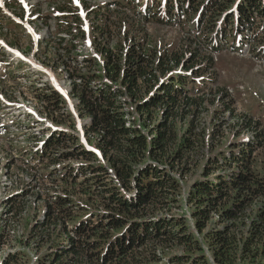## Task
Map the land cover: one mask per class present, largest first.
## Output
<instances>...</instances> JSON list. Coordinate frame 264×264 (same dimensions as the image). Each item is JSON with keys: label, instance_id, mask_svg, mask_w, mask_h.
Instances as JSON below:
<instances>
[{"label": "trees", "instance_id": "trees-1", "mask_svg": "<svg viewBox=\"0 0 264 264\" xmlns=\"http://www.w3.org/2000/svg\"><path fill=\"white\" fill-rule=\"evenodd\" d=\"M173 1L168 0L164 9L170 21L179 14L173 10L192 8L191 13H198L201 7L198 5L205 3L198 27L204 21L210 23L212 26L207 25L204 33L207 36L224 12L237 3V0H175L179 5L176 7ZM236 8L238 30L245 33L252 47L258 45L260 37L263 45L264 0H239ZM95 12L100 14L102 9ZM156 17L155 14L152 19L144 18L154 21ZM229 18L234 21L233 15ZM156 21L164 22L161 17ZM74 47L72 43L70 49ZM97 50L104 62L97 66L90 57L93 64L90 72H84L86 68L76 70L77 80L73 83V94L80 100V115L90 117L84 126L89 144L76 141L67 130H58L45 139L46 151L36 154L38 160L57 154L52 158L55 162L62 157L55 148L63 145L71 150L62 154L78 161L63 176L56 172L61 179H67L64 185L73 189H68L65 195H56L55 204L43 200L47 210L41 226L45 230L52 223L60 228L66 224L64 221L75 220L73 207L80 210L75 230L64 228L59 240L68 243L55 248L57 251L50 254L51 263L150 264L161 263L167 257L168 264H213L195 232L204 233L216 214L227 222L224 228L213 227L207 233L216 264H236L238 259L247 260L260 254V247H264V117L243 114L238 123L252 133L250 137L240 140L230 154L224 150L212 152L216 154L203 164L200 178L194 180L188 199L185 198L193 206L191 221L172 211L180 203L181 189V176L174 172L178 170L185 177L198 168L201 160L189 164L197 141L188 135L190 129L180 136L177 120L183 112L190 114L191 109L206 103L209 93L200 87H207L209 81L219 84L212 75L213 56L205 63L206 58L199 57L200 64H196L195 48H189L188 52L167 49L158 55L140 41H133L126 48L121 45L116 52L106 45L98 46ZM93 66L97 69L93 70ZM208 72L211 78H207ZM102 76L107 79L102 81L105 84L94 83ZM196 76L201 77L199 84ZM186 81L191 85H186ZM223 95L227 98L230 94ZM51 96L58 100L56 92ZM226 98L228 111L234 112ZM46 109L52 116L55 110ZM56 121L64 122L59 118ZM94 143L97 149L93 148ZM80 177L83 178L78 183ZM75 184L88 185L90 204L75 197ZM256 203L259 209L250 216L248 208ZM157 210L165 213L156 215ZM243 228L251 233L245 241L237 236ZM176 246L183 248L181 254L168 253ZM20 257L18 251L9 253L0 264H19Z\"/></svg>", "mask_w": 264, "mask_h": 264}, {"label": "rangeland", "instance_id": "rangeland-1", "mask_svg": "<svg viewBox=\"0 0 264 264\" xmlns=\"http://www.w3.org/2000/svg\"><path fill=\"white\" fill-rule=\"evenodd\" d=\"M146 3L154 4L155 0H0L3 4L0 8V263L9 253L18 251L21 254L19 264H52L50 254L57 251L55 248L59 244L68 243L59 240L64 235V228L75 230L80 210L73 205L75 220L64 221L66 224L60 228L52 223L46 230L41 223L47 210L43 200L55 204L56 195H65L72 188L69 184L64 185L67 179L60 176L78 161L62 154L71 150L63 145L55 148L58 155H62L58 161L52 160L57 154L39 160L36 154L46 151L43 147L45 139L58 130H67L76 141L89 144L84 126L90 122V117L80 115V100L73 94V83L77 80L76 70L86 68L83 71L90 72V66L104 62L98 46L106 45L116 52L121 45L126 48L131 42L140 41L147 50L158 55L167 49L188 52L189 48H195L194 53L198 56L193 62L196 64H200L199 57L200 60L206 58L205 63L213 56L212 75L219 84L209 81L207 87L197 85L209 93L206 103L191 109L190 114L183 112L177 120L180 136L190 129L188 135L197 141L189 164L201 160L198 168L185 177L178 170L174 172L181 176V189L180 203L172 211L191 221L193 206L187 203V195L194 180L200 178L203 164L221 150L230 154L240 140L250 137L252 133L238 123L243 114L264 117V43H260L261 37L258 45L250 46L249 50L247 46L232 48L230 42L234 40L236 18L234 21L229 18L234 16L230 9L216 21L207 36L204 34L207 25H212L204 21L198 27L200 16L191 13L193 10L179 8L173 10L179 13L174 21L161 16L164 22H157V7L152 8V15L141 13ZM172 4L178 5L176 1ZM98 9H102L100 14L95 12ZM155 14L158 17L154 21L144 18L152 19ZM221 39L222 46L215 47L214 40ZM72 43L74 49H70ZM90 57L94 59L93 64H90ZM56 63L59 65L55 66ZM70 72L75 75L72 77ZM209 73L207 78H211ZM196 78L199 84L200 76ZM106 80L102 76L94 83L105 84L102 81ZM186 85H191L190 81H186ZM54 92L58 94V100L52 98ZM223 92L230 95L226 98ZM225 98L235 108L234 112L228 111ZM46 108L55 110L52 116ZM56 118L64 122L60 123ZM219 138L222 142L217 144ZM95 143L92 146L97 149ZM214 151L216 153H212ZM58 171L61 175L56 173ZM75 188V197L86 199L90 204L88 185L75 184ZM258 209L256 203L248 208V213L254 216ZM163 213L165 210L156 211V215ZM222 220L216 214L204 233L195 232L213 264L216 263L207 233L213 227L224 228L227 222ZM237 236L245 241L251 233L243 228ZM171 249L166 250L170 254L183 252L180 246ZM259 253L235 263L264 264L263 246ZM167 261L165 257L161 263L150 264H168Z\"/></svg>", "mask_w": 264, "mask_h": 264}]
</instances>
